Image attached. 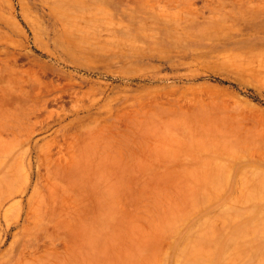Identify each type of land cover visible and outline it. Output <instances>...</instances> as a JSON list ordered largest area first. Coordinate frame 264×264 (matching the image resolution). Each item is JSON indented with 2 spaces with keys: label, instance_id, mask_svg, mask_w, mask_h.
Wrapping results in <instances>:
<instances>
[{
  "label": "rangeland",
  "instance_id": "obj_1",
  "mask_svg": "<svg viewBox=\"0 0 264 264\" xmlns=\"http://www.w3.org/2000/svg\"><path fill=\"white\" fill-rule=\"evenodd\" d=\"M156 1L0 0V264H264V0Z\"/></svg>",
  "mask_w": 264,
  "mask_h": 264
},
{
  "label": "bare ground",
  "instance_id": "obj_2",
  "mask_svg": "<svg viewBox=\"0 0 264 264\" xmlns=\"http://www.w3.org/2000/svg\"><path fill=\"white\" fill-rule=\"evenodd\" d=\"M160 0H158V1H156V3H158ZM189 2V0H177L176 1V4L178 5V4H180V3H185V4H187ZM155 2H152V4H151V6H154V4H156ZM189 4V3H188ZM163 6V5H162ZM161 6V7H162ZM161 10L163 11V9L161 8ZM165 10V9H164ZM194 10V9H193ZM166 11V10H165ZM177 17V16H176ZM175 18V17H174ZM39 106H41V104L39 105L37 102L36 103H34V106L32 107V112L31 113H34L35 114V112L36 111H38L40 108H39ZM41 109H43V108H41ZM41 111V110H40ZM38 113V112H37ZM37 115V114H36ZM40 115V114H39ZM42 115V114H41ZM38 116V115H37ZM32 117V116H31ZM34 117V116H33ZM36 117V116H35ZM58 149V151H59V148H57ZM56 149V150H57ZM58 151H56V152H58ZM51 177V176H50ZM47 178V177H46ZM67 197H65V199H66ZM67 199H69V198H67ZM48 241V240H47ZM50 241V240H49ZM65 244V243H64ZM46 245V244H45ZM48 246V244L45 246V247H47ZM51 247V246H50ZM54 248H56V247H54ZM34 250V249H33ZM28 251H29V249H28ZM26 255V254H25ZM27 257H29V256H27Z\"/></svg>",
  "mask_w": 264,
  "mask_h": 264
}]
</instances>
